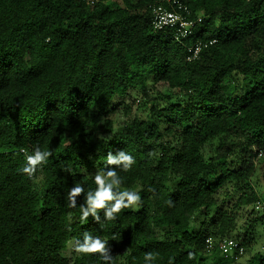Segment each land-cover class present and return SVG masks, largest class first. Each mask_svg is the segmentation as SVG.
Listing matches in <instances>:
<instances>
[{
  "label": "trees",
  "instance_id": "obj_1",
  "mask_svg": "<svg viewBox=\"0 0 264 264\" xmlns=\"http://www.w3.org/2000/svg\"><path fill=\"white\" fill-rule=\"evenodd\" d=\"M177 1L197 21L180 39L153 26L154 6L172 0H0V264H104L74 250L85 232L107 240L113 264H235L206 238L233 237L245 253L259 241L264 0ZM130 94L148 118L118 101ZM37 147L52 155L29 178ZM120 150L128 171L106 163ZM108 168L139 205L81 220L84 195L70 208L67 193L95 191Z\"/></svg>",
  "mask_w": 264,
  "mask_h": 264
},
{
  "label": "clouds",
  "instance_id": "obj_2",
  "mask_svg": "<svg viewBox=\"0 0 264 264\" xmlns=\"http://www.w3.org/2000/svg\"><path fill=\"white\" fill-rule=\"evenodd\" d=\"M51 155L50 151H41L37 147L34 150V154L26 155L27 164L21 171L27 174L29 178H33L38 166L46 163ZM106 163L107 165H115L116 168H122L123 171H128L135 163V160L128 153L120 150L115 155L111 152L108 153ZM122 182V178L118 175L115 168L97 171L94 176L95 191L89 190L85 195L84 187L76 184L67 193L68 207L75 208L77 206V198L84 195L85 203L80 205L81 220H87L91 215L97 222H100L99 213L101 211L104 214V219L115 220L116 216L124 209L132 208L135 210L141 200L138 191L121 190ZM74 250L81 254H99L103 258L104 264H113V256L107 240H103L99 236H93L88 232L84 233L82 241H75ZM189 256L191 258V254ZM152 259H154L152 253L145 255L146 261H151Z\"/></svg>",
  "mask_w": 264,
  "mask_h": 264
},
{
  "label": "built area",
  "instance_id": "obj_3",
  "mask_svg": "<svg viewBox=\"0 0 264 264\" xmlns=\"http://www.w3.org/2000/svg\"><path fill=\"white\" fill-rule=\"evenodd\" d=\"M94 1L91 0L92 3ZM188 15L189 10L187 6L181 5L177 0H172V6L170 8L164 4H159L153 8V26L156 30L173 31L176 39H180L191 34L193 27L197 23L195 19L188 18ZM205 46H207V43H203L202 41H198L191 46L189 48L190 54L188 60L198 57ZM215 245H219L223 252L227 255L234 256L235 259H239L245 253L244 245L233 237L223 238L218 242L214 241L212 237L206 238L208 251H212Z\"/></svg>",
  "mask_w": 264,
  "mask_h": 264
},
{
  "label": "rangeland",
  "instance_id": "obj_4",
  "mask_svg": "<svg viewBox=\"0 0 264 264\" xmlns=\"http://www.w3.org/2000/svg\"><path fill=\"white\" fill-rule=\"evenodd\" d=\"M140 97H136V96H132V94H130L129 96L127 97H121L118 99V101H127V102H130V104H132V111L130 113V116H133L135 118H148L149 116V110L148 108H145V107H140L139 106V101H140ZM130 116H127L126 114H121V119H125V118H128ZM263 157V156H262ZM261 157V158H262ZM258 177L256 178V185L257 186H260V177H259V180H257ZM136 191V190H135ZM243 215V214H242ZM256 214H254L255 216ZM253 215L251 216L252 218L254 217ZM251 218V219H252ZM248 220V217L246 216V214H244L243 216L239 217L238 221V225H237V232L235 233H238V234H241V236H244L245 233L243 231H246V229L244 227L248 226L249 223H251L250 219L249 221L247 222ZM244 226V227H243ZM243 227V228H242ZM264 224H261L257 227L256 229V234L258 235L257 238H259V241L249 249L247 250L246 253H244V255H242L241 257H239V259L237 260V262L235 264H248L247 263V259L254 253H258V252H262L264 253ZM241 231V232H240ZM247 233V232H246Z\"/></svg>",
  "mask_w": 264,
  "mask_h": 264
}]
</instances>
